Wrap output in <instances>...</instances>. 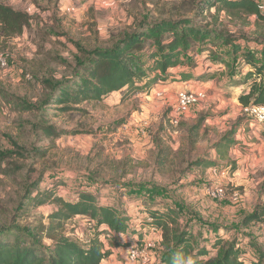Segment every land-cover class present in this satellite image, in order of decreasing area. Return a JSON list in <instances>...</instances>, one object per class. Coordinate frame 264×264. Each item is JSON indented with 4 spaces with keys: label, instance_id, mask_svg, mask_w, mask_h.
Masks as SVG:
<instances>
[{
    "label": "rangeland",
    "instance_id": "374dc122",
    "mask_svg": "<svg viewBox=\"0 0 264 264\" xmlns=\"http://www.w3.org/2000/svg\"><path fill=\"white\" fill-rule=\"evenodd\" d=\"M0 1L29 16L21 34L0 36V154L6 153L0 161V226L47 228L56 206L34 207L25 198L38 184L67 200L91 191L99 202L119 207L143 239L145 209L169 207L200 245L210 249L220 235L227 241L235 238L246 250V261L256 257L254 246L264 252V222L241 224L264 205V134L250 126L240 109L238 95L247 87L241 77L250 67L239 56L233 59L231 48L227 53L209 41L189 52V62L148 86L139 82L137 88H122L67 110L44 104L49 84L82 73L77 61L85 58L84 52L110 48L149 23L190 18L196 25L209 24L257 58L264 25L254 23V17L236 20L220 14L213 19L214 8L203 9L204 0ZM256 1L264 12V0ZM149 43L137 53L145 67ZM223 60L231 64L228 69ZM182 69H190L189 83L178 80ZM183 88L203 90L204 97L178 113L176 92ZM44 126L57 134L45 135ZM231 130L235 143L221 147L220 157L215 144ZM199 160L205 162L201 167L194 164ZM217 188H222L220 195L210 194ZM96 231L110 251L100 264H136L127 257L138 244L128 232L114 243L106 226L96 229L76 216L53 234L85 246ZM42 236L48 246L51 240ZM157 238L151 236L152 264L161 256Z\"/></svg>",
    "mask_w": 264,
    "mask_h": 264
},
{
    "label": "trees",
    "instance_id": "16d2710c",
    "mask_svg": "<svg viewBox=\"0 0 264 264\" xmlns=\"http://www.w3.org/2000/svg\"><path fill=\"white\" fill-rule=\"evenodd\" d=\"M204 8H214L212 18L224 14L229 19H248L254 17V23L264 25V12L256 0H204ZM27 13L13 9L0 1V36L11 37L22 33L28 24ZM149 43L148 65L138 59L137 53L142 51L147 41ZM217 42L229 53L231 48L233 59L238 56L250 69L242 75L241 83L247 85V90L238 95L240 105L264 104V39L260 42V57L253 52L242 49L234 39L217 32L207 25H196L190 18L176 20L167 19L147 24L144 28L126 34L110 48H94L84 52L85 58L78 59L77 67L82 73H77L70 81L49 84L50 92L46 94L44 104L52 102L61 105V110H67L84 101L100 100L108 93L122 88H137L139 82L148 86L165 77L168 70L189 62L188 54L208 42ZM228 69L231 64L223 60ZM235 75L236 72L231 73ZM193 75L190 69H182L178 80L184 82ZM175 79H177L175 77ZM27 108H33L26 105ZM47 136L57 134L54 127H40ZM59 133V132H58ZM235 133L231 130L215 144L217 154L222 157L223 150L234 145L231 139ZM0 154V161L2 156ZM209 164L213 162L208 161ZM204 161H195L197 167ZM32 206L54 204L56 209L47 217L48 226L31 231L11 225L0 226V264H100L110 254L104 249L100 239V231H96L85 246L79 245L64 235H55L62 223L81 216L94 223L96 229L106 226L113 242L119 241V235L126 232L135 237L139 247L144 234L137 233L128 223V216L115 205L101 203L91 191H81L76 199H63L52 189H39L38 184L25 197ZM147 216L140 221L146 226L147 238L151 237L150 229L159 231L158 246L161 256L154 264H264V252L254 246L256 257L245 260V249H241L236 239L227 241L225 237L215 235L211 240V248L200 245L193 232L186 224H182L179 213L173 208L164 210L145 209ZM264 205H259L251 214L242 220V226L252 222H264ZM43 234L51 240L48 246L42 243ZM205 242H208L205 239ZM132 244V243H131Z\"/></svg>",
    "mask_w": 264,
    "mask_h": 264
},
{
    "label": "built area",
    "instance_id": "2783aa9c",
    "mask_svg": "<svg viewBox=\"0 0 264 264\" xmlns=\"http://www.w3.org/2000/svg\"><path fill=\"white\" fill-rule=\"evenodd\" d=\"M1 65L4 66L5 63L1 62ZM204 97L203 90H190L180 89L176 92V111L178 113L185 112L190 106L197 104ZM242 113L247 117L250 126H255L257 130L264 134V104H248L245 106L240 105ZM171 121L177 123L178 119L176 116H173ZM257 126V127H256ZM222 193V188H217L215 190L211 189L210 194L216 196ZM150 233L152 235H158L159 231L157 229L151 228ZM159 240V235L158 238ZM151 237L143 239L142 244L139 247H131L127 252V257L131 262L136 264H152V254L151 250L154 247V242ZM159 243V241H157Z\"/></svg>",
    "mask_w": 264,
    "mask_h": 264
},
{
    "label": "crops",
    "instance_id": "0c3cea01",
    "mask_svg": "<svg viewBox=\"0 0 264 264\" xmlns=\"http://www.w3.org/2000/svg\"><path fill=\"white\" fill-rule=\"evenodd\" d=\"M191 80H192V78H191V79H189V80H187V81H186V83H189ZM246 90H247V88H246V89H243V90H241V91H240V93H241V92H244V91H246ZM145 230H146V229H145Z\"/></svg>",
    "mask_w": 264,
    "mask_h": 264
}]
</instances>
